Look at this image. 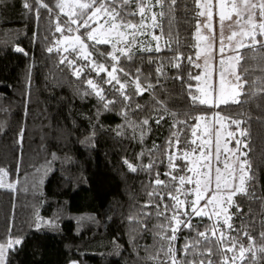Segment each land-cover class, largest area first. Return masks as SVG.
<instances>
[{
	"label": "trees",
	"instance_id": "1",
	"mask_svg": "<svg viewBox=\"0 0 264 264\" xmlns=\"http://www.w3.org/2000/svg\"><path fill=\"white\" fill-rule=\"evenodd\" d=\"M42 2L53 8L52 13L37 0H0V244L20 241L7 249L3 264H160L166 259L161 248L168 242L160 239L157 226L168 221L156 214L164 211L161 197L148 193L156 189L165 194V203H174L166 195L170 188L155 184L157 174L167 184L173 183L165 175L171 170L169 154L182 155L178 150L188 146L186 139H193L194 117L213 112L243 121L240 128L247 131L242 137L247 147L242 150L247 157L242 159L250 165L248 194L233 197L229 209L233 230L208 216L193 215L192 228L179 225L177 239L171 242L177 259H204L205 264L212 259L223 264L216 254L193 257L183 252L197 231L210 229L212 224L238 237L245 248L253 243L245 232L254 238L255 246L264 244V92L253 93L251 85H246L240 104L209 107L196 101L194 105L190 93L197 96L198 81L189 79V74L195 76L201 69L189 64L187 57L198 63L200 16L195 0H176L174 11L166 2L165 15L158 17L162 31L154 28L161 37V51L133 49L132 59L120 57L119 80L126 85L122 91L128 100L118 83H104L106 73L97 75L87 60L77 61L83 67L80 78L67 63L60 64L61 56L74 58L71 51L62 52L56 44L62 35L55 31L56 25L68 18L54 7L55 0ZM130 8L136 11L135 2ZM153 9L161 11L159 6ZM131 19L139 22V14ZM49 47H53L51 53ZM94 47L112 50L109 45ZM241 51L243 68L248 69L246 79L264 78V52ZM137 76L146 89L142 94L136 90ZM88 79L103 90V100L87 85ZM178 120L187 124H176ZM177 132L179 145L173 135ZM173 163L180 166L175 175L193 176L187 170L188 161L174 159ZM184 187L193 189V184ZM181 199L190 203L192 194ZM150 201L152 206L145 207ZM180 211L191 213V208L182 205ZM166 215L171 217L172 212ZM180 219L187 221L188 216ZM167 235H172L171 229ZM208 235L212 236L210 230ZM218 237L219 232L211 245L203 247H212L215 253ZM238 249L239 245L235 264H264V253L253 257L246 252L241 259ZM158 252L159 259H151ZM226 254L232 264L233 253Z\"/></svg>",
	"mask_w": 264,
	"mask_h": 264
},
{
	"label": "snow or ice",
	"instance_id": "2",
	"mask_svg": "<svg viewBox=\"0 0 264 264\" xmlns=\"http://www.w3.org/2000/svg\"><path fill=\"white\" fill-rule=\"evenodd\" d=\"M135 2L136 11L131 10L130 5ZM169 3V10L174 11V6L176 0H55L54 7L59 9L68 19L63 22H58L55 31L62 33V38H57L56 44L63 45V52H69L71 49L74 54V58L69 56H61L60 64H65L70 67L77 78H80L83 72L82 66H77V61L84 59L88 61L91 65L93 71L100 75V73L107 70V65L105 63H99L94 59V53L99 52L101 57L110 58L111 61L116 62L111 66V71H107L108 79L104 83L111 84L113 81L119 84V89L121 90V95L125 100L129 97L122 91L125 89V83L120 82L116 73L118 71H123V68L119 67V60L121 56L132 59L135 54L133 51L134 46L139 51H161L159 44L155 48L147 46L144 41H138L136 37L138 35H144L148 27L161 28L162 26L158 17H163L165 12L163 11L165 4ZM40 7L48 8L49 12L52 13L53 8L49 5L44 4L42 0H37ZM196 7L201 9L196 13L197 16L206 17V21L203 24L204 28H208L209 31L213 32L212 37L200 35L199 29L200 24L197 23V35L200 40L209 41L201 47L197 45L199 49L195 53L196 60L199 61L203 57V75L197 74L192 76L189 74V79H195L201 84L197 87V91L200 92V96H196L190 93L191 99L194 102L198 101L201 105H208L209 107H219L220 105L228 106L229 104H240L242 101L240 97L245 94L246 85H251V90L255 92H264V86L258 87L257 85H264V78H256L251 81L246 79V74L248 72L247 68H243L242 61L245 59V54L240 51L241 49H250L253 54L257 51L264 52V41L258 39V37H264V0H195ZM128 5L129 7H125ZM218 5L219 7V24H220V45H219V56L218 68H215L216 57L209 52L210 48H213L215 42V32L212 26L213 19V9ZM159 6L161 11L154 12L152 9ZM25 8H30L28 3H25ZM231 9V11H228ZM139 14V22L131 19V17ZM235 15L236 20L233 24H229L231 29L230 35L224 36L223 28L224 22L226 20H232V16ZM149 17L151 19V25L148 24ZM174 18V17H173ZM93 25H96L93 27ZM85 29L84 32H80V29ZM74 33H79L74 34ZM131 37V39H129ZM239 37V39H236ZM154 40L159 41L160 36H153ZM227 40V44H225ZM92 42L89 44L88 42ZM150 43V42H149ZM95 45H111V52L101 51L99 48L94 47ZM226 50L230 54H226ZM16 51H22V49L17 48ZM49 53L53 51V47L47 49ZM59 51V49H58ZM119 53L120 55H117ZM209 57L213 61L214 70L218 73L219 80L218 83L213 81L209 83ZM255 59V55L251 57ZM175 59H179L176 57ZM189 64H193L195 67L199 68L201 65L196 63L192 56L187 57ZM151 62V61H150ZM179 65H177L178 67ZM243 68V71L241 69ZM161 71V69H157ZM139 73V69H137ZM125 75L129 73L125 72ZM136 80V90L138 93H143L146 89L139 83V76L135 78ZM87 85L92 89L96 90V95L104 99L102 95V89L99 88L97 83L93 79H88L86 81ZM151 87V85H149ZM191 88V85L189 86ZM114 101H109L108 103H113ZM108 104H105L107 108ZM163 118V117H161ZM197 121L201 119L200 116L194 117ZM221 121H230L232 125L236 126L237 131L241 137L247 135L245 129L240 128L243 121L233 118L226 117L220 113H216L213 117V123L208 125L206 122V132L207 139H201L197 136L198 127H193L192 137L193 139H186L185 144L188 145L182 150V155H177L173 157L169 154V172L165 173L171 177L172 184L169 185L165 181L159 179V174H157V179L155 180L156 185H164V187L170 188L166 195L174 201L172 205H168L164 202V193L157 192L153 189L149 192V197L159 195L161 197L160 203L164 204V211H157V216H163L165 221L168 223H161L157 227L161 229L158 233L161 240L167 241V247L162 246L161 251L164 252L166 257L165 260H161L160 264H205L204 259H177L176 249L171 243L177 239L175 233L178 230L179 225L186 224L187 227L192 228L191 217L208 216L209 219L213 215L216 217L224 215V224L228 226L230 230L232 229V224L230 223L232 217L231 214L227 213V208L224 205H232L234 203L233 197L237 194L247 193L246 188V177L250 171V165L247 159L241 160V157H247V152L242 151V147L246 148L247 144L242 139H235L236 132L229 131L227 136L235 139V148L229 149L227 143H225L223 151L221 150L220 137L221 133L215 129V123ZM147 120L144 121L147 124ZM159 123V120L157 121ZM176 124H187V121H176ZM223 127V124H221ZM176 137V143H180L179 132L173 134ZM213 136L215 137V142L213 144ZM197 139H200V143L197 144ZM169 147H171V141H169ZM214 148V151H213ZM199 153L194 159L193 154ZM238 153V154H237ZM225 154H229L227 158L222 159ZM174 159H184L189 161L192 166L187 167V170L193 173V176L186 175H175L174 172L179 165L173 163ZM213 159L217 162L223 163V168L215 167L213 172ZM129 168L132 171L136 169L129 164ZM187 166V165H186ZM149 169L152 167L151 164L147 166ZM204 169V171H200ZM181 171L183 169L181 168ZM3 170L0 169V173ZM6 175V173H4ZM3 176H0V182H2ZM178 181L179 186L176 185ZM195 184L194 189H186L185 184ZM2 186V183H0ZM9 187H14L9 185ZM194 191L195 198L189 203L187 199H181V196L188 197L190 193ZM206 200V202L201 205V201ZM182 205H187L191 208V213L181 212L180 208ZM152 206V202L146 204L145 207ZM159 209V204L155 205ZM211 209V210H209ZM168 211L172 212L171 217L167 216ZM180 216H188V220L184 221L180 219ZM130 219H135L130 218ZM172 221H175L176 227L172 226ZM219 221H217L218 224ZM217 224H212L210 229L205 231H197L196 237H192L188 243L184 246V255H192L193 257H204L212 256L214 254L219 255L223 264H229V257L226 253H233L231 257L232 264H235L237 259L235 253L237 250V245H239V258L244 259L246 252H251L253 257H255L256 252L264 253V244L260 246H255V240L247 232L244 233L248 236L249 240L253 241L247 248L243 246L238 237H230L222 228H219ZM171 229L172 235H167V230ZM211 231L212 236L208 235V231ZM217 232H219V237L216 240V252H213L212 247H203L204 245L212 244V237H215ZM261 239H264V233H261ZM13 243L19 244L20 241H9L7 245L0 244V260H3L8 248L13 246ZM154 261L159 259V252L156 256L151 257ZM207 264H217L216 261L208 259Z\"/></svg>",
	"mask_w": 264,
	"mask_h": 264
},
{
	"label": "rangeland",
	"instance_id": "3",
	"mask_svg": "<svg viewBox=\"0 0 264 264\" xmlns=\"http://www.w3.org/2000/svg\"><path fill=\"white\" fill-rule=\"evenodd\" d=\"M69 2H70V0H69ZM213 3L215 4L216 3V0H213ZM152 11L157 12L155 9H152ZM199 11H201V9H199ZM228 11H231V9H228ZM218 13H219V7L217 5L213 9V19H212V26H213V29H214V32H215V42H214L213 48H210L209 49V52L212 53V55H215V57H216L215 68H218V66H219L218 65V61L220 59V56H219L220 24H219V15H218ZM235 20H236V17H235V15H233L232 16V20H226L224 22L223 33H224V36L225 37H227L228 35H230L231 29L229 28V24H233V21H235ZM205 21H206V17L200 16L199 24H200L201 27L199 29V33H200V35H203V36L212 37L213 36V32L209 31L208 28H204L203 27V24L205 23ZM148 24L151 25V19H150V17H149ZM95 26L96 25H93V27H95ZM233 27H235L234 24H233ZM74 34H77L78 35L79 33H74ZM153 36H158V34L155 32L154 28L148 27L146 29L145 34L144 35H138L136 37V39L138 41H144L147 44V46H149V47L155 48V46L157 44H159L158 43L159 41L154 40L153 39ZM60 38H62V35H61ZM196 38H197V45H200L201 47H203L204 44L209 43V41L200 40L199 37H198V35H197V31H196ZM129 39H131V37H129ZM236 39H239V37H237ZM88 43L91 44L92 42L89 41ZM227 43H228L227 40H225V44H227ZM109 46L111 47V45H109ZM57 47L63 52V47H64L63 45H58L57 44ZM133 49L134 50H137L135 46H134ZM69 51H71V49ZM226 54H230V53H228L227 50H226ZM94 59L97 62H99V63H105L107 65V70L105 71L106 75H107V71H111V66L112 65L107 63V61L109 62L111 60L110 58H107L106 59L105 57H101L99 55H95L94 54ZM198 63L201 65V67H200L201 71H200L199 74L200 75H203V73H204L203 57H201V59L198 61ZM209 65L210 66L208 68V72H209L210 75H209L208 82L210 84L213 83V81H216L218 83L219 76H218V73L214 70V67L212 66L213 65V61H212L211 57H209ZM116 75L118 76V78L120 77V74L118 72L116 73ZM200 84H201V82H198L197 87ZM197 96H200V92L199 91H197ZM216 113H219V112H213V113H210L209 115H202V116L199 115L201 117V119L196 122L195 126L198 125V127L196 128V130H197V136L200 137L201 139H207V132H206V127H205L206 122L208 123V125H211L213 123V117H214V115ZM223 116H225V115H223ZM221 124H223V127H221ZM215 129H217L221 133L220 143H221V150L222 151H223V148H224L225 143H227V147L229 149H231V148H235L236 147V145H235V139H242V137L239 135V132L236 129V126L235 125H232L230 123V121H221V122L215 123ZM229 131L236 132L235 139L227 136V132H229ZM212 139H213V144H214L215 137L213 136ZM199 143H200V139H197V144H199ZM213 151H214V148H213ZM198 154H199L198 152L197 153H194L193 154V159ZM228 155L229 154H225V156L222 157V159L227 158ZM241 160H243L242 157H241ZM189 165L192 166L190 162H189ZM213 165H214L213 166V172H214V168L215 167H221V168H223V163L222 162L217 163L214 159H213ZM200 171H204V169H200ZM192 184H193V189H194L195 188V184L194 183H192ZM191 194H192V200H193L195 198L194 191H192ZM205 202H206V200H202L201 201V205H203ZM224 207L227 208V213L229 214V209L231 208V205H224ZM209 210H211V209H209ZM212 217L215 219V221L218 220L220 222H224V215L223 214L221 216H219V217H216L215 215H213ZM3 263H4V259L3 260H0V264H3Z\"/></svg>",
	"mask_w": 264,
	"mask_h": 264
}]
</instances>
